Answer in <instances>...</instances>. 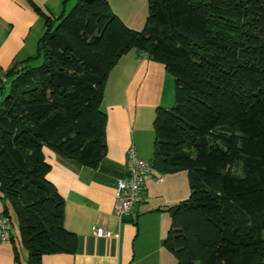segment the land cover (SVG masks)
Returning <instances> with one entry per match:
<instances>
[{
	"label": "trees",
	"instance_id": "trees-1",
	"mask_svg": "<svg viewBox=\"0 0 264 264\" xmlns=\"http://www.w3.org/2000/svg\"><path fill=\"white\" fill-rule=\"evenodd\" d=\"M70 1L55 18L34 6L35 53L6 71V96L0 78V192L26 264L76 252L43 149L98 167L104 84L129 53L174 81L172 108L155 113L150 163L186 171L190 194L168 210L163 247L176 264H264V0H147L139 32L106 0H73L66 13Z\"/></svg>",
	"mask_w": 264,
	"mask_h": 264
},
{
	"label": "crops",
	"instance_id": "crops-1",
	"mask_svg": "<svg viewBox=\"0 0 264 264\" xmlns=\"http://www.w3.org/2000/svg\"><path fill=\"white\" fill-rule=\"evenodd\" d=\"M64 1L0 0V78L4 85L8 83L6 71L36 50L43 23L34 6L55 18L64 10ZM106 1L126 28L137 32L144 28L147 0ZM173 101L174 81L164 67L129 53L110 70L104 84L106 156L98 167L79 166L43 149L51 167L45 177L63 199V226L76 236L77 249L72 255L43 256L40 264H176L162 243L171 226L168 210L189 197L186 171L162 175L153 169L134 210L119 220L112 212L116 182L125 176L127 150L133 147L139 159L151 162L155 113L172 108ZM0 206H6L1 192ZM10 218L14 237L0 243V264H26L13 214ZM95 229L116 236L94 237Z\"/></svg>",
	"mask_w": 264,
	"mask_h": 264
},
{
	"label": "built area",
	"instance_id": "built-area-1",
	"mask_svg": "<svg viewBox=\"0 0 264 264\" xmlns=\"http://www.w3.org/2000/svg\"><path fill=\"white\" fill-rule=\"evenodd\" d=\"M140 59H142L140 57ZM152 164L138 158L133 147L126 152L125 176L116 182L114 191L113 216L119 220L123 215L131 213L140 201L144 182L151 176ZM157 180H160L157 179ZM94 237L113 238L111 231L95 229ZM14 237V225L10 217L4 214L0 206V243H8Z\"/></svg>",
	"mask_w": 264,
	"mask_h": 264
},
{
	"label": "rangeland",
	"instance_id": "rangeland-1",
	"mask_svg": "<svg viewBox=\"0 0 264 264\" xmlns=\"http://www.w3.org/2000/svg\"><path fill=\"white\" fill-rule=\"evenodd\" d=\"M70 8H71V5H68V7H66V13L69 11ZM34 53H35V51H34ZM34 53L32 55H34ZM9 83H10V81L8 79L7 85L3 86V89H4L3 94H4V96H6L9 93ZM173 104H174V101H173Z\"/></svg>",
	"mask_w": 264,
	"mask_h": 264
}]
</instances>
